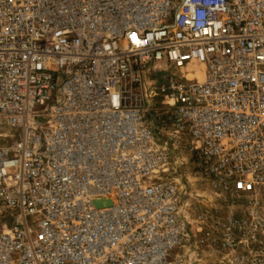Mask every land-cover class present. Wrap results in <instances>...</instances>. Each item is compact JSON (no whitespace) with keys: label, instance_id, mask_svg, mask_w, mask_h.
Listing matches in <instances>:
<instances>
[{"label":"built area","instance_id":"obj_1","mask_svg":"<svg viewBox=\"0 0 264 264\" xmlns=\"http://www.w3.org/2000/svg\"><path fill=\"white\" fill-rule=\"evenodd\" d=\"M0 264H264V0H0Z\"/></svg>","mask_w":264,"mask_h":264},{"label":"rangeland","instance_id":"obj_2","mask_svg":"<svg viewBox=\"0 0 264 264\" xmlns=\"http://www.w3.org/2000/svg\"><path fill=\"white\" fill-rule=\"evenodd\" d=\"M195 67H199V65H195ZM201 67V66H200ZM158 82L155 80L153 83V86L148 91V97L146 101H151L153 111L160 112V101H162V98L157 94V89H158ZM152 85V84H151ZM1 143H4L3 140H1ZM185 159H188L187 153L184 155ZM193 167L194 164L190 163L187 164L185 167L182 169L183 173V180L187 184V192L189 194L187 201L190 204V206L193 208L194 205H203L205 207H215L219 209L221 212L226 211V207L224 203L217 198L218 195L215 194L213 188L211 185L206 183L205 181H201L193 175ZM189 179V180H188ZM177 249H175L173 252H176Z\"/></svg>","mask_w":264,"mask_h":264}]
</instances>
